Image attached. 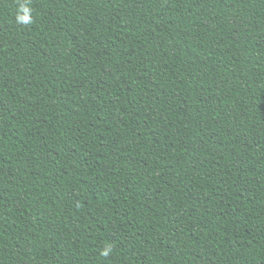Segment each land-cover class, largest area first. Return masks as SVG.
<instances>
[{
    "label": "trees",
    "instance_id": "obj_1",
    "mask_svg": "<svg viewBox=\"0 0 264 264\" xmlns=\"http://www.w3.org/2000/svg\"><path fill=\"white\" fill-rule=\"evenodd\" d=\"M0 264H264V0H0Z\"/></svg>",
    "mask_w": 264,
    "mask_h": 264
},
{
    "label": "clouds",
    "instance_id": "obj_2",
    "mask_svg": "<svg viewBox=\"0 0 264 264\" xmlns=\"http://www.w3.org/2000/svg\"><path fill=\"white\" fill-rule=\"evenodd\" d=\"M105 255L107 254V251H105V253H104Z\"/></svg>",
    "mask_w": 264,
    "mask_h": 264
}]
</instances>
